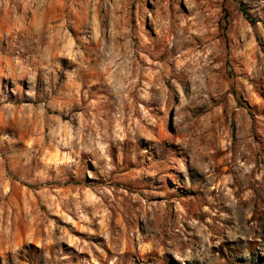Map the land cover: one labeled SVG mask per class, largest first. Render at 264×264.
Listing matches in <instances>:
<instances>
[{
	"label": "rangeland",
	"instance_id": "1",
	"mask_svg": "<svg viewBox=\"0 0 264 264\" xmlns=\"http://www.w3.org/2000/svg\"><path fill=\"white\" fill-rule=\"evenodd\" d=\"M0 264H264V0H0Z\"/></svg>",
	"mask_w": 264,
	"mask_h": 264
}]
</instances>
